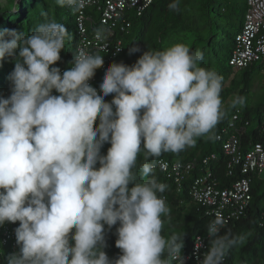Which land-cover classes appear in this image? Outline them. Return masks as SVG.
Segmentation results:
<instances>
[{
	"label": "clouds",
	"instance_id": "1",
	"mask_svg": "<svg viewBox=\"0 0 264 264\" xmlns=\"http://www.w3.org/2000/svg\"><path fill=\"white\" fill-rule=\"evenodd\" d=\"M56 3L83 9L91 0ZM169 8L178 10L179 0ZM42 15L30 34L0 30V61H14L11 94L0 95V227L13 224L19 249L0 250L12 252L6 264H183L186 232L163 234L167 186L150 176L157 159L148 161L214 138L226 115L223 77L200 66L202 52L177 43L147 49L130 66L111 63L98 91L89 82L104 56L80 48L66 70L54 66L70 34ZM104 33L98 29L97 38ZM244 103L237 97L232 106ZM141 152L139 175L147 180L133 171ZM117 224L121 254L111 259L106 234ZM224 224L218 214L207 225L200 264H223L243 239L221 235Z\"/></svg>",
	"mask_w": 264,
	"mask_h": 264
},
{
	"label": "trees",
	"instance_id": "2",
	"mask_svg": "<svg viewBox=\"0 0 264 264\" xmlns=\"http://www.w3.org/2000/svg\"><path fill=\"white\" fill-rule=\"evenodd\" d=\"M172 2L173 0H157L141 16H132L131 27L124 36L122 51L116 53L111 63L123 62L130 66L147 49L164 50L180 43L188 46L192 52H202L203 60L200 66L215 70L223 77L220 95L222 109L226 115L209 134L214 138L209 139L208 136L198 138L195 147H188L179 154L163 153L158 158L189 162L215 154L216 159L210 163V166L215 171L214 180L224 188L231 187L240 178L249 177L252 187L251 205L241 218L231 221L221 229V235L230 233L243 239L229 250L223 264H264V225L262 224L264 176L245 175L239 168H235L232 174H229L222 142L217 140L218 134L229 126L236 114L239 115V119L235 129L238 130L237 134L244 149L264 139L262 129L264 92L256 102L250 101L252 88L259 80L258 73L264 76V67L257 62L240 71H234L229 64L236 36L244 22L247 0H199L201 17L197 24L186 22L183 6L185 0H179L178 10L169 8ZM97 8L96 6L88 10V13L93 15V19L99 16ZM45 12L48 18H55L63 23L70 34L65 42V49L61 51V60L54 65L68 68L71 66L73 54L76 53L79 39L75 10L67 5L59 6L56 0H7L5 4L0 3V30L8 28L30 34L37 24L45 21L42 15ZM135 47H139L141 51L130 54V49ZM13 68L14 61L10 58L0 61V95L5 98L11 94L7 77ZM102 78L103 75L98 79L97 86L100 85ZM54 94L58 93L54 92ZM237 97L244 98L245 103L233 107L232 101ZM111 99L112 95L105 97L106 101L110 102ZM96 123L98 124L99 121L97 120ZM108 147L110 144L104 145L101 150L103 154H106ZM144 155L141 152L138 156L137 167L133 171L137 173L138 178L147 180L150 177L139 175V166L145 162ZM158 158H151L148 162ZM151 175H155L158 182L167 186L162 195L171 212L164 217L163 234L167 237L173 232H186L183 257L192 253L198 237L204 238L205 248L200 252V259L191 257L186 263L200 264L211 239L207 233V225L213 221V218L206 214L204 207L193 201L192 178L186 180L179 188L166 173L154 170ZM18 226L19 222H17ZM118 226V224L113 226L106 234L108 247L105 251L111 259L121 254L120 249L115 245L117 239L115 230ZM11 253L8 248L0 253V264H6V257Z\"/></svg>",
	"mask_w": 264,
	"mask_h": 264
},
{
	"label": "built area",
	"instance_id": "3",
	"mask_svg": "<svg viewBox=\"0 0 264 264\" xmlns=\"http://www.w3.org/2000/svg\"><path fill=\"white\" fill-rule=\"evenodd\" d=\"M157 0H91L85 8L74 9L78 33L77 49L83 48L93 54L104 56V65L96 70L94 78L89 82L99 91L98 79L104 69L110 65L116 53L123 48L124 36L131 27L132 16H141L145 10ZM98 7L99 16L93 19L88 10ZM69 7V6H68ZM90 24V26H89ZM105 29L104 37L97 38L98 29ZM264 67V0H247L246 12L241 31L236 36V43L229 64L234 71L245 69L254 63ZM61 70L67 68L60 67ZM239 115H234L228 127L217 136L222 142L223 153L227 158V170L232 174L239 168L245 175L264 176V139L252 143L247 149L242 147L241 139L235 129ZM264 134V110H263ZM216 155L204 157L202 160L169 161L157 159L154 170L166 173L179 188L192 178V199L206 209V214L216 219L219 214L225 220L224 227L233 220L241 218L252 201V187L249 177L235 181L231 187H221L215 178V171L210 163ZM196 175L194 176V174ZM264 225V211L262 212ZM12 223L0 227V250L10 246L18 251L15 229ZM201 245V247H200ZM199 248H197V247ZM205 248V239L198 237L192 253L183 257V264L191 257L200 259V252Z\"/></svg>",
	"mask_w": 264,
	"mask_h": 264
},
{
	"label": "rangeland",
	"instance_id": "4",
	"mask_svg": "<svg viewBox=\"0 0 264 264\" xmlns=\"http://www.w3.org/2000/svg\"><path fill=\"white\" fill-rule=\"evenodd\" d=\"M7 0H0V3L5 4ZM184 14L186 16V22L197 24L198 19L201 17V8L199 0H185ZM258 82L252 88L250 101L256 102L260 99L261 94L264 92V76L258 73ZM252 104V103H251ZM254 104V103H253Z\"/></svg>",
	"mask_w": 264,
	"mask_h": 264
}]
</instances>
